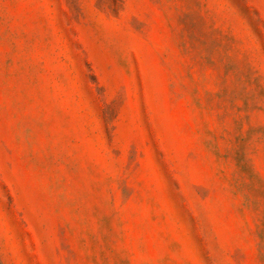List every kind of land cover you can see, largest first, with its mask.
<instances>
[{"label": "rangeland", "instance_id": "obj_1", "mask_svg": "<svg viewBox=\"0 0 264 264\" xmlns=\"http://www.w3.org/2000/svg\"><path fill=\"white\" fill-rule=\"evenodd\" d=\"M0 264H264V0H0Z\"/></svg>", "mask_w": 264, "mask_h": 264}]
</instances>
